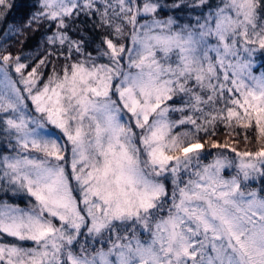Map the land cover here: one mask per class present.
<instances>
[{
    "label": "snow or ice",
    "instance_id": "1",
    "mask_svg": "<svg viewBox=\"0 0 264 264\" xmlns=\"http://www.w3.org/2000/svg\"><path fill=\"white\" fill-rule=\"evenodd\" d=\"M257 53L264 0H0V264H264Z\"/></svg>",
    "mask_w": 264,
    "mask_h": 264
},
{
    "label": "trees",
    "instance_id": "2",
    "mask_svg": "<svg viewBox=\"0 0 264 264\" xmlns=\"http://www.w3.org/2000/svg\"><path fill=\"white\" fill-rule=\"evenodd\" d=\"M27 0H17L18 4H25ZM28 12L27 7H19L17 10H15L12 15L9 17V20L15 19L17 22L20 20L21 17H23ZM186 18V17H185ZM72 35H75V33H72ZM99 31H94L91 26L87 28V35L85 36V39H88L89 41L96 40L99 42ZM41 37L39 35H36L35 37H29V42L27 43L26 51L31 52L36 50L40 43ZM12 50L17 51L18 45L15 43L12 44ZM255 64L256 68L254 69L255 74L259 75L262 70H264V54L257 53L255 58ZM14 202L18 203L20 206L25 205V201L21 198H14Z\"/></svg>",
    "mask_w": 264,
    "mask_h": 264
},
{
    "label": "rangeland",
    "instance_id": "3",
    "mask_svg": "<svg viewBox=\"0 0 264 264\" xmlns=\"http://www.w3.org/2000/svg\"><path fill=\"white\" fill-rule=\"evenodd\" d=\"M23 206H25V205H23ZM23 206H21V207H23Z\"/></svg>",
    "mask_w": 264,
    "mask_h": 264
}]
</instances>
